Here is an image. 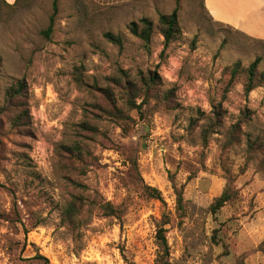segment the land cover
I'll use <instances>...</instances> for the list:
<instances>
[{
	"label": "rangeland",
	"instance_id": "obj_1",
	"mask_svg": "<svg viewBox=\"0 0 264 264\" xmlns=\"http://www.w3.org/2000/svg\"><path fill=\"white\" fill-rule=\"evenodd\" d=\"M51 4L0 0V264H264V84L224 93L226 67L259 58L264 72V0H57L45 37ZM175 7L181 37L163 50L158 15ZM141 18L147 46L127 31ZM150 74L143 119L123 104L126 82ZM72 198L119 212L84 207L72 235L60 224Z\"/></svg>",
	"mask_w": 264,
	"mask_h": 264
},
{
	"label": "trees",
	"instance_id": "obj_2",
	"mask_svg": "<svg viewBox=\"0 0 264 264\" xmlns=\"http://www.w3.org/2000/svg\"><path fill=\"white\" fill-rule=\"evenodd\" d=\"M6 6H15L16 4L23 2L25 0H16L13 4H6L1 0ZM203 7V4L201 5ZM204 9V7H203ZM57 14V0H52L51 4V15L48 19V26L42 32L45 37H49L53 31L54 18ZM128 33L140 40L145 46L149 45L153 31L154 25L151 20L147 18H141L137 21H132L127 25ZM157 31L162 37L163 50H166L172 43L176 42L181 37V30L178 23V7H175L169 14H159L157 19ZM103 38L110 44L122 48L123 40L120 35H115L110 32L103 34ZM260 59L256 58L247 67H242L239 63H234L225 68V75L227 77L226 84L224 85V93L230 89L237 80H242L243 95L246 98L254 89L261 87L264 84V72L258 71V66ZM158 84V78L152 76L151 74L140 78L139 85L126 82V102H123L124 106L129 111H136L139 117L146 118V113L143 108L148 105L149 93L155 85ZM9 97L12 95L22 94V86L19 84L17 86H12L7 91ZM140 98V102H135V99ZM111 105V110L108 116L112 118L120 127L123 126L121 123L125 122L126 119L130 120V117L123 114L122 110L117 107L115 102H109ZM215 107V106H214ZM218 110L214 111V116L217 115ZM250 143L251 142L248 140ZM261 143H264V139H261ZM253 148L252 145H249ZM143 193L150 199L160 200V193L158 190L151 188L149 186H143ZM233 191L230 185H226L225 189L222 191L219 197L215 198L210 205V211L213 215L228 202L233 199ZM177 204L181 207V196L177 194ZM97 206L102 210L103 215L107 217H117L119 212L109 202H103L102 204H95V202L90 201L88 204H84L80 198H72L68 200L64 207L60 211V224L70 232L72 235H76V230L80 227L81 216L83 215L84 207ZM167 221H160L157 224V230L155 239L159 246L160 258L167 255V244L165 240V225ZM38 259L44 260L42 256H38Z\"/></svg>",
	"mask_w": 264,
	"mask_h": 264
},
{
	"label": "crops",
	"instance_id": "obj_3",
	"mask_svg": "<svg viewBox=\"0 0 264 264\" xmlns=\"http://www.w3.org/2000/svg\"><path fill=\"white\" fill-rule=\"evenodd\" d=\"M6 4H13L16 0H3ZM263 5V4H262ZM216 21V20H214ZM234 27V26H233Z\"/></svg>",
	"mask_w": 264,
	"mask_h": 264
}]
</instances>
